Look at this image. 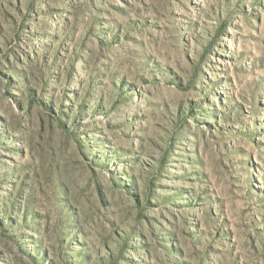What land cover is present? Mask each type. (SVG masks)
<instances>
[{
	"label": "rangeland",
	"instance_id": "374dc122",
	"mask_svg": "<svg viewBox=\"0 0 264 264\" xmlns=\"http://www.w3.org/2000/svg\"><path fill=\"white\" fill-rule=\"evenodd\" d=\"M0 264H264V0H0Z\"/></svg>",
	"mask_w": 264,
	"mask_h": 264
}]
</instances>
